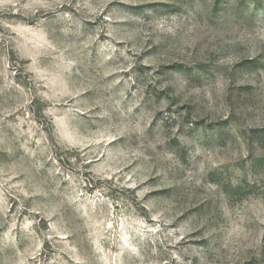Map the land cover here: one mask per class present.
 Returning <instances> with one entry per match:
<instances>
[{"label":"rangeland","instance_id":"obj_1","mask_svg":"<svg viewBox=\"0 0 264 264\" xmlns=\"http://www.w3.org/2000/svg\"><path fill=\"white\" fill-rule=\"evenodd\" d=\"M0 264H264V0H0Z\"/></svg>","mask_w":264,"mask_h":264}]
</instances>
